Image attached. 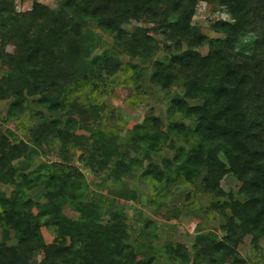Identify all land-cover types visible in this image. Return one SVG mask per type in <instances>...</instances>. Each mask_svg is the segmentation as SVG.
I'll list each match as a JSON object with an SVG mask.
<instances>
[{"label": "trees", "instance_id": "1", "mask_svg": "<svg viewBox=\"0 0 264 264\" xmlns=\"http://www.w3.org/2000/svg\"><path fill=\"white\" fill-rule=\"evenodd\" d=\"M160 1L60 0L54 9L35 2L31 12L19 15L10 0H0V36L4 43L16 45L21 52L20 59L9 61L11 71L3 83L15 84L10 113L14 117L23 112L28 106L27 95L41 94L39 106L51 114L67 115V120L63 126L61 117L50 119L38 111L37 119L42 126L35 141L40 145L51 134L67 141L78 128L75 115L86 112L80 93L108 88L110 78L122 71L114 55L84 62L89 53L78 40L84 19L97 20L106 31L118 33L119 40H124L128 36L123 25L131 18L139 19L142 15L157 18L162 14L161 27L172 45L167 47L165 58L154 63L151 82L169 89L175 81H184V94L173 98L169 112L180 114L191 124L175 121L164 132L161 119L149 116L135 126L138 144L147 143L152 151H160L168 142L174 152V157L164 162L167 173L150 164L142 175L162 185L164 191L178 180L194 182L208 167L203 180L205 193L224 196L220 180L232 172L244 183L246 195L245 201L230 194V200L212 203L209 210L227 219L222 225L226 231L222 240L216 232H210L197 237L193 254L183 244H169L165 252L173 264H247L237 247L247 233L253 235L255 243L264 235V0H175L172 12H157ZM201 1L226 8L229 18L213 24L214 31L223 37L210 38L193 22ZM171 13L177 16L175 21L170 20ZM247 29L255 34V47L238 52V40ZM207 45L208 53L202 54L198 48ZM145 50L143 42L137 39L127 48L132 58L146 59ZM81 54L84 67L77 62ZM3 55L0 46V59ZM130 66L135 82H140L142 67L132 63ZM198 100L201 102H190ZM170 132L186 140L198 138L200 142L188 151L176 146ZM78 137L81 136H75ZM23 149L22 145L9 143L6 137L1 141L0 183L14 184L16 189L12 197L1 193L4 207L0 225L4 227V240L9 239L13 229L18 244L9 246L0 242V264H156L154 257L138 258L137 251L146 245L131 243L127 214L111 208L105 210L106 201L102 198L87 200V183L80 171L47 163L38 169L46 170L44 175L35 171L37 179H30V173L23 171L31 165V153H26L28 162L21 168L12 166ZM109 160L106 156L101 164L105 167ZM141 168L142 159L127 154L115 163L109 175L122 177ZM18 175L23 182L17 181ZM43 177L48 189L47 205L27 197L25 188ZM65 203L79 213L77 218L63 213ZM43 224L54 226L58 233L57 240L48 246L41 232ZM43 249L45 258L31 261Z\"/></svg>", "mask_w": 264, "mask_h": 264}, {"label": "rangeland", "instance_id": "2", "mask_svg": "<svg viewBox=\"0 0 264 264\" xmlns=\"http://www.w3.org/2000/svg\"><path fill=\"white\" fill-rule=\"evenodd\" d=\"M10 2L13 3L14 10L19 15H24L32 11L35 2H41L54 9L58 7L60 0H10ZM174 2L175 0H161L159 6L156 4L157 12L163 10L172 12ZM161 18L162 14H159L157 18H151L148 15H142L139 19L131 18L123 25L124 32L128 36L124 40H119L118 33L106 31L97 20L84 19L81 29L82 36L78 39L81 40V48L89 53V56L84 58V62L114 55L119 59L122 71L110 78L108 88L95 91L86 90L80 93L83 96V108L86 112L85 115H75L78 128L67 141L51 134L43 139L40 145L35 141V138L40 135L42 126L37 119V112H44L45 117L50 119L61 117L63 126H65L67 115L51 114L46 108L40 107L38 100L42 95L35 94L27 95L28 106L23 112L13 117L10 111L15 98V84L3 85V83L11 71L9 61L20 59L21 52L16 45L4 43V38L0 36V46L4 49L3 58L0 59L2 89L0 93V147L4 137L12 145L24 147L22 155L12 163V166L18 169L28 162L26 153H31V165L23 172L30 173L29 178L33 180L38 177L33 172L38 171L42 175L46 173V170L38 169L47 163H54L59 168L65 166L72 172L75 169L80 171L87 183V200L102 198L106 201L105 210L111 208L112 211L128 215L126 223L132 236L131 243L146 245L145 249L137 251L138 258L148 260L154 257L156 264H173L165 252L169 244H183L193 254L198 236L210 232H216L219 240L225 236L226 231L222 229V225L226 224L227 219L209 210L213 202L230 200V194H233L236 199L245 201L246 195L244 183L232 172L225 174L220 180L219 186L226 193L224 196L215 197L213 194L205 193L203 180L209 171L208 167L201 171L194 182L178 180L164 191H161L162 185L142 175L150 164L158 166L167 173V169H164V162L167 158H173L174 152L168 142L160 151H152L147 143L138 144L135 126L149 116L161 119L164 132L168 131L175 121L183 120L188 126L191 124V120L183 119L180 114L171 115L169 112L173 98L184 94L186 88L184 81H175L169 89H163L151 82L154 63L157 60H163L167 54V47L172 45L161 27ZM228 18L225 7L201 1L195 10L193 22L204 34L210 38H216L224 35L214 31L213 24L217 20ZM176 19L177 16L171 13L170 20L175 21ZM134 39L143 42L146 47V59L140 56L132 58L127 52V48L134 44ZM255 40L252 29H247L238 40L237 51H251L255 47ZM198 50L202 54H207L209 46L198 48ZM82 54L77 58V62L84 67ZM63 56L65 58L67 56L66 49H64ZM131 63L142 67V79L138 83L132 75ZM190 102L194 104L201 101ZM169 135L177 147L182 146L188 151L195 149L200 142L198 138L186 140L184 136L176 132H170ZM75 136L81 137L76 139ZM89 143L97 148L93 149L88 145ZM95 150L97 153L94 155ZM127 154L132 158L140 157L143 168L133 170L122 177L110 176L111 168L117 161L125 159ZM220 155L226 161L224 155L222 153ZM106 156L107 160H114H109L108 165L104 167L101 163ZM17 181L23 182V178L18 175ZM25 186L27 197L42 205L49 203L46 177L35 181L33 186ZM15 189L16 185L1 182L0 198L1 193L12 197ZM3 207L0 199V212L3 211ZM37 212L35 207L34 213ZM63 213L73 219L79 216V213L68 203L63 205ZM227 214H232L230 209H227ZM3 231L4 227L0 225V242L9 246L18 244V238L13 229L7 240H4ZM41 232L47 246L58 238L54 226L43 224ZM237 250L247 264H264V235L255 243L253 235L247 233ZM45 256L46 251L43 249L36 253L31 261L40 262Z\"/></svg>", "mask_w": 264, "mask_h": 264}]
</instances>
